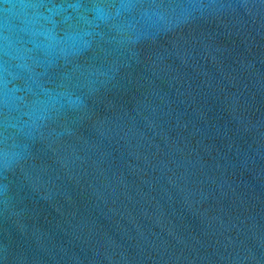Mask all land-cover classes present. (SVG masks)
I'll return each instance as SVG.
<instances>
[{
    "label": "water",
    "instance_id": "water-1",
    "mask_svg": "<svg viewBox=\"0 0 264 264\" xmlns=\"http://www.w3.org/2000/svg\"><path fill=\"white\" fill-rule=\"evenodd\" d=\"M0 264H264V0H0Z\"/></svg>",
    "mask_w": 264,
    "mask_h": 264
}]
</instances>
